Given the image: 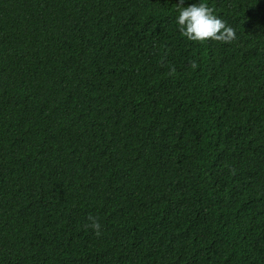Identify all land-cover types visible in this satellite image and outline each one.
Listing matches in <instances>:
<instances>
[{
    "label": "trees",
    "instance_id": "16d2710c",
    "mask_svg": "<svg viewBox=\"0 0 264 264\" xmlns=\"http://www.w3.org/2000/svg\"><path fill=\"white\" fill-rule=\"evenodd\" d=\"M206 2L0 0V264H264V0Z\"/></svg>",
    "mask_w": 264,
    "mask_h": 264
},
{
    "label": "clouds",
    "instance_id": "9594fccd",
    "mask_svg": "<svg viewBox=\"0 0 264 264\" xmlns=\"http://www.w3.org/2000/svg\"><path fill=\"white\" fill-rule=\"evenodd\" d=\"M175 23L180 34L188 41L205 42L209 39L228 43L236 38L235 30L214 13L206 0H177ZM90 227L98 232L99 222L89 217Z\"/></svg>",
    "mask_w": 264,
    "mask_h": 264
}]
</instances>
